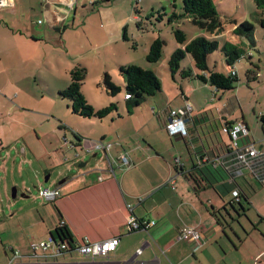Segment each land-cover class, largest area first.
<instances>
[{
  "label": "crops",
  "instance_id": "obj_1",
  "mask_svg": "<svg viewBox=\"0 0 264 264\" xmlns=\"http://www.w3.org/2000/svg\"><path fill=\"white\" fill-rule=\"evenodd\" d=\"M90 1L0 0V56L1 53L11 52L21 59L29 57L31 52L33 57L40 54L45 45H58L70 56V50L78 51L74 44L76 45L79 29L86 28L87 23L92 28L100 20L101 27H107L102 28V39L90 38V30H87L89 36L86 38L88 42L93 43L92 53L96 62L103 63L107 70L128 63L124 55L116 57L115 54L128 41L122 38L124 26L127 37L132 36H129L128 26L131 21L137 20V15L132 12L134 7L137 11V1L134 0V5L133 0H128L129 4L125 0H109L108 4L100 0H92V3ZM95 1L102 4L97 10L85 12L87 5L90 6ZM69 34L76 37L74 43ZM236 36L232 41L240 43L241 46L243 36ZM254 42L257 47L255 40ZM251 46L248 44V47ZM100 49H106L105 58H101ZM109 63H113L112 66ZM255 66L259 68L258 65ZM190 68H193V64ZM259 74L257 72L256 77ZM170 79L173 85L179 87L180 102L176 107L171 106V100L165 107L150 98L152 96L147 97L143 101H150V104L154 105L150 110L157 116L154 122L147 119L143 123L137 119V124H130L132 129L129 134L121 132L101 135V140L112 144L109 150L111 158L125 152L130 159L129 166L113 164V175L105 163L104 166L83 172V176H67L51 184L59 188V198L53 201L52 207L45 205L23 214L29 227L21 236L8 238V243H5L7 248H0V264H264V234L260 229L264 227V220L260 219L264 218V194H261L264 189V165L255 171L243 168L241 173L233 174L227 167H213L208 162L229 154L226 146L229 144V137L222 133L226 137L224 139L218 128L217 131H212L216 133L215 137L210 136L211 132L207 131L211 119L213 122L219 119V128L227 122L243 121L247 125L245 119L238 118L230 110L223 113L216 101L206 104V107H194L190 101V92L197 88L198 84L189 82L200 81L182 79L176 74ZM200 83L204 87L207 85L213 88L207 83ZM160 91L162 92V86ZM214 97L215 95L212 99ZM186 102L191 104L190 116L194 117L191 119L189 116V135L171 136L165 128L168 111L181 107ZM213 110L216 115L211 117ZM208 111L210 118L206 121ZM150 125L155 128L149 129ZM135 131L137 134L145 132L142 140L146 146L140 141H137L136 145L130 143L129 139ZM167 135L184 139L187 151L185 162L178 164L179 159L174 158V163L171 164L162 157L159 158L154 137L168 139ZM245 140L250 142L248 137ZM262 141L259 150L254 147L264 153V140ZM150 149L155 150L154 155L146 153L145 158L141 157V150ZM21 152H26L24 146ZM204 159L207 162L201 165L200 160L203 162ZM254 178L263 184L261 189H255L252 185L249 179ZM237 188L245 195L246 200H241L244 208L230 205L233 191ZM127 205L132 206V213L137 218L153 220L155 224L146 230L128 231L125 225L126 216L130 213ZM250 209L255 210L257 222L250 214V217L248 216ZM232 212L237 216L249 218L253 229L247 233V239L256 242L255 246L250 242L248 246L253 248L250 253L252 256L242 262L238 261L239 258L231 256L234 245L226 228V216L233 218ZM19 217L18 212L14 211L8 219L15 220ZM60 221H63L75 242H79L84 236L92 241L119 236V243L107 257L91 258L76 250L66 251L56 259L41 252L33 253L29 242L45 240ZM188 225L199 229L200 244L179 238L181 229ZM258 232L262 233L263 237L257 234ZM241 256L246 257L243 254Z\"/></svg>",
  "mask_w": 264,
  "mask_h": 264
},
{
  "label": "rangeland",
  "instance_id": "obj_2",
  "mask_svg": "<svg viewBox=\"0 0 264 264\" xmlns=\"http://www.w3.org/2000/svg\"><path fill=\"white\" fill-rule=\"evenodd\" d=\"M136 1L137 11L132 10V12L137 15V20L131 21L128 26L129 36L132 35V38L130 37L124 43L121 50L118 49L115 56L124 55L129 64L156 71L161 82L162 92L159 91L150 98L159 101L165 107L167 103H170V100L172 107H176V104L180 102L179 87L170 81L171 75L168 71V59L176 48L184 47L186 43L197 37L217 40L219 47L210 52L207 57L208 68L226 74L231 67L226 64L222 51L223 44L226 41L233 42L232 39L237 37L233 30L241 22L248 21L253 24V39L256 41L257 47L254 46L255 43L248 47V44L251 43L247 36L241 38L243 42L240 47L245 50V55L232 65V69L236 71L238 77L234 88L216 91L207 85H205L206 87L202 86L201 81H191L189 84H198V87L191 89L190 92V101L194 107H206V104L216 101V105L220 106L223 113L230 110L238 118H244L249 130L248 138L259 150L264 138V125L260 119V115L264 113V27H261L258 22L260 15L254 1L213 0L222 24L221 29L214 32L194 25L190 17L184 14L181 0ZM102 3L108 4L109 1L104 0ZM102 3L87 5L88 9L85 12L97 10ZM101 22L99 20L92 28L87 23L86 28L79 29L76 45L74 44L78 51L70 50L69 53H72L70 56L58 45H45L40 54L32 57L30 52L29 57L25 56L21 59L11 52L1 53L0 248L8 247L5 244L8 243V238H16L27 231L29 225L24 213L45 205L52 207L53 202H45L38 197V186L57 183L67 176L80 177L83 176V172L104 166L107 162L101 152H97L96 156L86 153L94 141L101 139L103 133L129 134L132 129L130 124H137V119L143 123L147 119H151L153 122L155 118L157 119L156 114L150 112L151 107L154 106L150 104V101H143L140 107H136L132 113L128 114L124 100V79L118 67L107 70L102 65L103 63L96 62V57L92 53L93 43L88 42L86 38L90 33V38L102 39V28L107 27H101ZM177 28L185 34L184 43H178L175 40L173 30ZM87 30H90L89 33ZM70 35L74 43L76 37L73 36L74 34ZM156 37H160L164 41L161 57L157 62L149 63L145 57L150 43ZM105 50H99L101 58H105ZM192 61L191 54L185 53L180 66L191 67ZM112 64L109 63L110 66ZM255 65H258L259 68L254 67ZM75 67H84L86 70L81 91L87 102L95 109L114 102L117 105V110L112 111L103 119L92 118V120L72 112L70 101L62 97L59 92L70 83L69 72ZM251 67L260 73L256 80H248L246 77V70ZM105 72L109 73L113 82L121 88L120 92L114 96L106 90L103 81ZM176 76L178 75L176 74ZM214 95L215 97L212 99ZM209 113L208 111V115L205 116L206 121L210 115L211 117L216 115L214 110L213 114L209 115ZM147 123L149 125V122ZM216 127L211 119L207 127V131L211 132L210 136H216V133L212 132L213 130L217 131ZM154 128L152 125L149 126V129ZM143 133L137 134L135 131L132 138L129 139L130 143L136 145L137 141H140L142 145H145L142 140L144 137L142 135H145V132ZM75 135L84 137L80 138L79 142ZM221 135L224 139L226 138L224 134L221 133ZM217 136L219 139V134ZM167 137L168 139L160 136L154 137L159 158L162 157L171 164L174 163V158L179 159L178 164L185 162L187 151L184 139L168 135ZM23 146L26 149L24 154L21 152ZM140 152L141 157L145 158L147 154L154 155L155 150H141ZM85 161L87 163L84 167H78L79 162ZM46 175L49 178L44 182ZM249 180L255 189L262 188L263 184L256 178ZM13 188L16 190L15 198H11ZM261 192L264 194V189ZM14 211H17L20 217L15 220L8 219L11 212ZM248 211H250L248 216L250 214L252 219H256L255 222H257L258 217L255 210ZM231 214L233 216L231 219L226 216L228 220L226 228L234 245L231 256L239 258L238 261L242 262L243 259L248 260L252 256L250 253L253 248L248 246L251 244L250 242L254 246L256 244L255 241L247 239L249 235L247 233H250L253 228L249 224L248 217L243 218L244 216H237L233 212ZM260 229L264 234V227L262 226ZM257 234L263 237L262 233L258 232ZM48 239L49 236L45 238V241ZM241 254L246 257L243 258Z\"/></svg>",
  "mask_w": 264,
  "mask_h": 264
},
{
  "label": "trees",
  "instance_id": "obj_3",
  "mask_svg": "<svg viewBox=\"0 0 264 264\" xmlns=\"http://www.w3.org/2000/svg\"><path fill=\"white\" fill-rule=\"evenodd\" d=\"M100 1L103 2L104 0ZM105 1L108 2L109 0ZM253 1L260 15L258 22L261 27H264V0ZM90 2L92 3L93 1L91 0ZM181 2L183 5L182 7L184 14L190 17V20L194 25H198L199 27L205 28L211 32L218 31L221 29L222 24L213 0H181ZM95 3H99V1H95L93 4ZM133 9L136 11V7H134ZM253 29L254 26L252 23L244 21L241 22L233 30V33L241 37L247 36L252 45L255 43L253 40ZM173 32L175 40L178 43L185 42L186 37L182 30L177 28L174 29ZM122 38L123 40L129 39L126 34V26L123 27ZM163 45L164 41L160 37L154 38L149 45L148 52L145 57L146 61L149 63L157 62L161 57ZM218 47V42L215 39L208 40L204 37H197L191 40L190 42L186 43L184 47L176 48L168 59V71L171 77H173L175 74H178L179 77H181L182 79H198L203 83L209 84L211 87L215 88V90L224 91L234 88L236 82L238 81V77L236 71L232 69V65L236 60L240 59L245 55V50L240 47V43L226 41V43L223 44L222 51L225 55L226 64L228 67H231L229 68L227 73L224 74L210 70L207 64L208 54ZM185 53L191 54L193 59V68L180 66V62L183 59ZM118 69L124 79V100L128 114L132 113L133 109L138 107L142 103V101L145 100L147 97L153 96L161 90L160 79L156 72L151 69H144L138 65L129 63L119 64ZM232 71H234V74H231ZM69 73L70 83L59 93L62 97L67 98L70 101L72 112L74 114L80 115L85 118L103 119L109 114H111L112 111L117 110V105L114 102H111L108 105L98 109H95L92 105L87 102L81 91V86L86 76V70L84 67H75L71 69ZM256 76L257 72L252 67L246 70V77L248 80H256ZM103 81L106 90L112 96L120 92L121 88L113 82L112 77L109 73H104ZM125 95H128V97H125ZM190 117L191 119L194 118L193 116ZM260 119L264 124V113L260 115ZM218 121L219 119L214 122L216 126H218L217 124H219ZM238 122H227V124L223 123L220 128H216H218L221 133H224L222 131L224 125H233ZM75 136L77 137V139H79L80 142V138L77 135ZM248 136L249 130L247 135L241 139L242 143L249 142L245 140ZM226 146L228 148L227 151L229 152L228 156H220L218 157V159L216 158L214 160L213 158L209 160L208 162L211 166L216 167L218 165H222L233 170L232 165H229L235 161L232 158L233 155L231 154V150L229 149V144H227ZM206 162V159H204L203 162H201L200 160L201 165L205 164ZM237 189L240 191L239 198L236 201L233 196L230 205L234 206L235 204L239 206V208H244L242 201L246 200L245 195L242 194L239 188ZM260 219L261 221L264 220V218L262 217ZM50 235L56 237L61 242H66L71 247L70 251L73 250V247L76 244L71 233L64 225H58L53 230V232H51Z\"/></svg>",
  "mask_w": 264,
  "mask_h": 264
},
{
  "label": "built area",
  "instance_id": "obj_4",
  "mask_svg": "<svg viewBox=\"0 0 264 264\" xmlns=\"http://www.w3.org/2000/svg\"><path fill=\"white\" fill-rule=\"evenodd\" d=\"M234 74V71L231 72ZM128 97V95H125ZM191 104L185 103L183 106L176 109H170L168 111L165 128L168 133L173 135L187 136L188 121L191 111ZM222 131L229 137V149L231 150L232 158L235 162L231 163L233 167V174L241 173L243 168H248L251 171H255L259 166L264 165V153L259 152L253 142L242 143L241 139L248 133V129L245 123L238 122L233 125H224ZM112 144L103 140L94 141L90 149L86 150V153L94 154L96 152H102L104 159L107 162L108 170L114 175L113 164H123L129 166V156L122 152L117 157L111 158L109 150ZM218 159V158H217ZM173 182V179L170 180ZM38 197L45 202H53L60 196V191L57 186L40 185L37 187ZM240 191L235 189L233 191L234 199L237 201ZM130 213L126 216V228L128 231L146 230L153 226L155 222L146 219H139L132 213V206L127 205ZM59 225H64L63 221H60ZM179 238L187 241H192L196 245L201 242V235L199 229L194 226H184L179 233ZM119 243V236H112L103 240L92 241L87 236H84L82 240L76 242L73 250L78 251L84 256L91 258L94 257H107L110 252L114 251ZM29 247L33 253L41 252L42 254H48L56 259L60 254L70 251V246L66 242L59 240L53 241L51 238L48 240H32L29 242ZM140 251V250H138Z\"/></svg>",
  "mask_w": 264,
  "mask_h": 264
},
{
  "label": "water",
  "instance_id": "obj_5",
  "mask_svg": "<svg viewBox=\"0 0 264 264\" xmlns=\"http://www.w3.org/2000/svg\"><path fill=\"white\" fill-rule=\"evenodd\" d=\"M101 140V139H100ZM93 156H96L97 155V152L92 154ZM86 161L85 162H79L78 163V167H84L86 165ZM49 176L46 175L45 178H44V182H46L48 180ZM16 196V190L15 188L12 189V193H11V198H15ZM49 238H51L53 241H57L58 239L52 235L49 236Z\"/></svg>",
  "mask_w": 264,
  "mask_h": 264
}]
</instances>
